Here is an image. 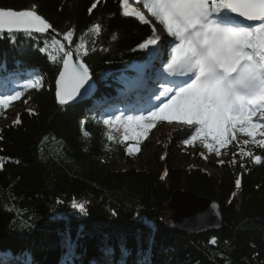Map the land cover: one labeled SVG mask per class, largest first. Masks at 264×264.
<instances>
[{"label": "trees", "instance_id": "16d2710c", "mask_svg": "<svg viewBox=\"0 0 264 264\" xmlns=\"http://www.w3.org/2000/svg\"><path fill=\"white\" fill-rule=\"evenodd\" d=\"M93 2L0 0V7L14 10L38 5L64 51L78 54L99 87L83 103L59 107L55 82L64 52L55 38L20 33L15 43L0 39V71L13 80L31 71L42 84L26 92L28 108L14 103L19 124L0 121V264H264V163L247 157L243 167L239 158L216 164L200 155L199 145L183 150L177 133L161 146L145 139V165L138 166L123 129L102 123L104 108L123 95L121 73L144 60L139 44L151 31L123 16L120 0H100L90 14ZM95 24L98 36L89 31ZM69 30L71 42L63 39ZM245 146L264 159V149ZM176 193L218 204L223 228L198 236L168 230L167 205ZM73 202L85 205L81 215L72 214Z\"/></svg>", "mask_w": 264, "mask_h": 264}, {"label": "snow or ice", "instance_id": "6c2138e0", "mask_svg": "<svg viewBox=\"0 0 264 264\" xmlns=\"http://www.w3.org/2000/svg\"><path fill=\"white\" fill-rule=\"evenodd\" d=\"M95 0L88 9L97 7ZM141 4L152 18L149 20L140 10L130 6L129 0H120L122 14L134 17L143 24H150L152 36L139 44L140 50L151 51L156 47H166L168 58L163 64V72L168 77L163 90L156 95L159 104L154 105L146 115L109 116L102 123L109 129H123L122 141L135 140V145L127 148L129 154L139 152V145L148 138L157 122H176L193 128L185 145L192 146L200 141L209 152L226 149L242 134L255 147L264 149V0H134ZM32 4L25 10L0 7V39L15 43L19 36L33 33L46 34L53 26ZM242 18V19H238ZM252 22V23H245ZM159 25L171 41H161L156 35ZM90 32L97 36L102 29L93 25ZM7 33V35H4ZM59 35V33H57ZM72 30L63 34L65 41H72ZM115 35L113 39H115ZM83 41V38H82ZM60 44L59 40L53 41ZM83 55L87 49L83 42L79 46ZM62 70L56 80V98L60 105L76 100L78 96L92 90L89 85L91 74L85 63H74L72 53L64 51ZM40 51H45L41 48ZM55 60V57H51ZM85 85H89L85 88ZM29 89L42 87L39 78L31 79L25 85ZM84 89V93H81ZM23 95L0 97V108ZM14 123L19 124L17 116ZM85 137L89 135L86 131ZM259 137V139H258ZM107 139L115 138L111 133ZM242 156L252 159L257 165L264 163L261 155L241 148ZM223 163V161H221ZM232 163H235L233 159ZM0 158V167H2ZM244 165L242 164L241 167ZM237 189L241 180L235 181ZM84 212V205H73ZM210 243L216 244L215 239ZM69 256L71 243L69 242Z\"/></svg>", "mask_w": 264, "mask_h": 264}, {"label": "rangeland", "instance_id": "374dc122", "mask_svg": "<svg viewBox=\"0 0 264 264\" xmlns=\"http://www.w3.org/2000/svg\"><path fill=\"white\" fill-rule=\"evenodd\" d=\"M129 3H130V6L133 5V4L134 5H137L136 7H137L138 10H140L149 20L152 19L150 17V15L147 13V11L144 8H141V6L139 4H136L134 2V0H132V2H130V0H129ZM157 29H158V31H157L156 35H158L160 37L161 41L162 42L163 41H168L166 39L168 37L167 34H166V32L163 31L161 27H160V29L157 27ZM160 49H161L160 52H157L155 54V59H158L157 64H159L160 62L162 63L163 61H166V59L168 58L167 46L166 47H160ZM161 70H162V68H157L155 66V64H154L148 70L149 76H152V74L155 73V72H156V74H158ZM148 72H147V74H148ZM155 77H157V75H155ZM164 82L165 81L163 79H161L158 82H156V80L155 81H151L150 84H148V88L151 91V90H153V87H151V84L152 83H155V85H156V84H163ZM155 88H156L155 91H153V93H152V96L153 97L157 94V91H159V90H157V86H155ZM22 102L28 108V106H29L28 104L29 103L27 102V98L21 99L19 103H22ZM1 117H3V119H6V121L8 123L13 122L15 120L14 119V117H15L14 108L12 110L11 109L8 110L7 108H0V121H2V118ZM157 123H158L157 126H159V127H158V129L155 132L152 133V139L154 140V142H156V145H159V144H160V146H161V144L162 145H165L167 143V141L169 140L171 134H177V133H179L182 136H190V134H192V132H193V128L191 126H188V125H182V124H179V123H176V122H173L171 124H169L167 122H157ZM244 140H248V137H245L242 134H237V140L234 141L237 144H231V146L233 147V150L232 151H226L225 149H220L221 155L220 156H216L215 150H213L212 152H209L208 149H205V150L202 151V153H200V155L205 156L206 159H209V160L213 161L216 164H230L233 161V159L236 160L238 158L240 160L239 163L244 164V161L246 160L247 156H242L240 154L241 153V148L244 151H246V149L244 148V143H243ZM135 144L136 143H131L130 145H135ZM181 146H182V149L183 150L190 151V148H189L190 146L189 145L183 144ZM139 147H140V145H139ZM156 149H153V150H156ZM192 153H194V152H192ZM131 154L133 155L134 161L136 162V164H138V166L139 165L140 166H144L145 165L144 159H143V157L145 156V154L144 155L141 154V148H140V151L139 152H133ZM221 161H223V163H221ZM190 166L191 167H198L199 164H196V163L193 164L192 163V164H190ZM205 168L204 169L207 170V171H209L212 175H216V172H214L213 169H211V167H207L206 166ZM127 169L128 168L125 167V166L120 168V170H127ZM74 204L79 205L81 203H79V202H73L69 206L72 214L73 215H81L80 209L78 207H74L73 206ZM67 244H68V242H67ZM63 248L66 249V250H68V248H67V246L65 244H64V247Z\"/></svg>", "mask_w": 264, "mask_h": 264}, {"label": "water", "instance_id": "95a60500", "mask_svg": "<svg viewBox=\"0 0 264 264\" xmlns=\"http://www.w3.org/2000/svg\"><path fill=\"white\" fill-rule=\"evenodd\" d=\"M46 34L52 35V32L49 31ZM72 59L74 63H79V59L73 53ZM89 85L92 86V90L88 94L78 96L76 100L70 101L63 106L74 105L85 99L92 92L96 91V85L92 80L89 81ZM89 85H85V88H88ZM84 91V89H81L82 94ZM57 105L60 107L62 106L58 102ZM167 211L169 218L166 223V228L179 234L198 236L210 231H218L223 228L221 209L218 204L190 194H174L167 205Z\"/></svg>", "mask_w": 264, "mask_h": 264}, {"label": "bare ground", "instance_id": "6f19581e", "mask_svg": "<svg viewBox=\"0 0 264 264\" xmlns=\"http://www.w3.org/2000/svg\"><path fill=\"white\" fill-rule=\"evenodd\" d=\"M134 7H136L135 5H133ZM141 8H143V6L140 4ZM157 27L160 29V27L157 25Z\"/></svg>", "mask_w": 264, "mask_h": 264}]
</instances>
